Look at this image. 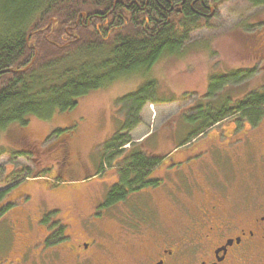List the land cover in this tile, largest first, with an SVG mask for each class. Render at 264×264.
I'll list each match as a JSON object with an SVG mask.
<instances>
[{"label": "rangeland", "instance_id": "obj_1", "mask_svg": "<svg viewBox=\"0 0 264 264\" xmlns=\"http://www.w3.org/2000/svg\"><path fill=\"white\" fill-rule=\"evenodd\" d=\"M210 22L211 26L192 32L178 52L162 55L143 76L137 72L125 74L107 86L91 89L67 112L55 113L49 120L31 116L27 127L10 126L1 133L0 146H7L8 152L0 155V187L5 179H12V175L5 176L4 168L16 170L26 166L27 175L41 174L34 180L41 184L38 189L34 183L18 186L32 193L33 199L27 206L65 207L54 194H46L45 202V191L39 192L45 190L44 181L56 178L53 175L57 171L61 176L54 190L72 188L77 195L79 226L94 219L96 225L90 227L89 235L107 243V259L101 248L96 249L100 264L104 260L107 264H122L127 255L122 245L124 234L117 227V218L123 216L124 208L135 218L144 215L143 209L146 216L153 212L163 219L161 226L172 224L174 230L181 226L179 223L189 221L186 220L191 217L185 207L186 200L195 202L201 187L225 197L230 204L236 200L238 216L248 205H252L254 211L259 209L264 205V183L257 178L264 174V113L256 123H236L233 134H229L234 126L231 121L236 118L234 114L227 116L205 129L203 134L179 145L187 132L197 126L196 120L189 122L183 115L193 112L197 104L203 109L207 102L226 98L233 101L264 85V49L261 50L264 47V5L253 7L246 0H230L216 9L212 7ZM96 26L98 28L99 24ZM237 70L251 72L238 74ZM212 75L221 77L218 83L222 84L214 93L204 96ZM150 79H153L154 95L160 101L144 103L139 112L140 122L128 132L131 141L123 147L140 141L146 151L165 154L153 170L154 176L160 178L158 185L150 195L141 193L139 197L134 192L123 205L106 211L94 210L92 214L114 176L115 167L108 164H103V171H97L101 167V145L119 125L116 98ZM69 123L73 131L63 136L64 140L61 136L49 135L54 127ZM57 142L61 145L57 146ZM175 147H179L177 151ZM123 152L119 151V158ZM245 181L252 187L246 188ZM29 182L33 181L29 179ZM90 212L91 215L86 216Z\"/></svg>", "mask_w": 264, "mask_h": 264}, {"label": "trees", "instance_id": "obj_2", "mask_svg": "<svg viewBox=\"0 0 264 264\" xmlns=\"http://www.w3.org/2000/svg\"><path fill=\"white\" fill-rule=\"evenodd\" d=\"M228 1L0 0V70L29 64L23 71L0 72V134L10 126L27 127L31 116L49 120L55 113L67 112L91 89L125 74L146 73L162 55L178 52L196 29L211 26L210 7ZM246 1L253 7L264 5V0ZM168 2L176 4L170 8ZM241 71L251 72L237 73ZM220 79L210 77L204 96L218 89ZM152 82L144 81L116 98L119 125L101 145L97 172L103 171V164L114 166L117 181L106 190L99 207L123 200L133 190L158 185L160 178L152 172L165 154L146 151L140 141L123 147L131 141L128 132L140 122L144 103L160 101ZM200 106L183 114L189 122L196 120L197 126L179 145L233 114L239 121L256 123L264 113V85L233 101L226 98ZM72 131L69 123L54 127L49 135L64 140ZM0 147V155L8 152L4 144ZM116 150L124 151L120 158ZM26 169L22 166L21 175L12 179L41 176L27 175Z\"/></svg>", "mask_w": 264, "mask_h": 264}, {"label": "flooded vegetation", "instance_id": "obj_3", "mask_svg": "<svg viewBox=\"0 0 264 264\" xmlns=\"http://www.w3.org/2000/svg\"><path fill=\"white\" fill-rule=\"evenodd\" d=\"M168 4L171 8L176 2ZM262 48L264 49L261 47V50ZM236 120L232 119L234 126L229 134L235 132L236 123L244 125L246 121ZM218 122L220 121L213 125ZM56 144L61 145L60 142ZM3 170L6 171L5 176L21 175L20 168ZM57 174L56 171L53 176L56 177ZM37 178L10 180L8 177L0 187V264H100L96 254L98 248H101L102 255L107 259V243L100 242L99 238L88 233L96 225L95 220L88 219L79 226L76 218L77 195L72 188L55 191L57 183L44 181L45 184L42 185L45 190L39 191L46 192L43 200L46 202V194H54L66 206L43 209H39L37 204L32 208L27 206L33 199L32 193L19 189L18 186L22 183H34L38 189L41 184L34 182ZM257 178L258 182L264 183V174ZM29 179L33 182H29ZM116 181L117 173L114 170L107 189ZM245 182L246 188L252 187ZM155 188L143 187L130 194L135 192L139 197L141 193L150 195ZM201 188L195 202L186 200L185 207L191 217L186 219L189 220L186 223H179L181 226L177 230H174L172 224L170 227L167 224L161 226L163 219L154 216L153 212L146 216L143 209L145 216L140 214V217L135 218L124 208L123 216L117 218L118 230L124 234L121 237L122 245L127 251L121 263L264 264V205L255 211L252 205H248L243 211L240 210L238 216L236 200L234 204H230L225 197L216 196L210 190ZM127 197L105 207H99L101 202H98L92 214L94 210L106 211L123 205ZM90 215L91 212L86 214ZM105 261H101V264H107Z\"/></svg>", "mask_w": 264, "mask_h": 264}, {"label": "water", "instance_id": "obj_4", "mask_svg": "<svg viewBox=\"0 0 264 264\" xmlns=\"http://www.w3.org/2000/svg\"><path fill=\"white\" fill-rule=\"evenodd\" d=\"M115 1H117V0H115ZM209 15H212V7H210ZM28 65L24 66L23 68H19V69H16V68H5V69L0 70V72H4V71H23V70H25L28 67Z\"/></svg>", "mask_w": 264, "mask_h": 264}]
</instances>
